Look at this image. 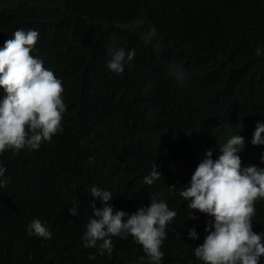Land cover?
<instances>
[{
  "label": "trees",
  "instance_id": "1",
  "mask_svg": "<svg viewBox=\"0 0 264 264\" xmlns=\"http://www.w3.org/2000/svg\"><path fill=\"white\" fill-rule=\"evenodd\" d=\"M19 28L39 30L37 54L63 81L67 111L64 131L38 150L0 155L10 178L0 188V264H137L146 254L131 236H114L111 256L83 247L92 186L129 213L159 194L177 212L162 264H202L194 247L209 217L191 219L179 191L206 151L218 158V144L236 133L242 165L264 167V145L251 143L264 121V0H0V47ZM117 47L135 49L120 75L107 68ZM154 163L162 177L147 185ZM255 207L253 230L262 232L264 199ZM34 218L51 239L29 235Z\"/></svg>",
  "mask_w": 264,
  "mask_h": 264
},
{
  "label": "clouds",
  "instance_id": "2",
  "mask_svg": "<svg viewBox=\"0 0 264 264\" xmlns=\"http://www.w3.org/2000/svg\"><path fill=\"white\" fill-rule=\"evenodd\" d=\"M39 37L37 29L19 28L0 47V89L4 93L0 96V155L7 150H38L64 131L65 88L54 70L46 67L44 58L37 54L35 45ZM109 55L107 68L120 75L125 64L134 59L135 49L117 47ZM169 71L181 82L186 78L183 66L172 63ZM251 143L264 145V121L257 123ZM244 147V137L236 133L218 144V158H213L212 149L207 150L190 183L180 188L179 195L193 210L190 218H196V211L209 217L203 242L194 247V255L202 264H260L264 257V231L253 230L255 203L264 199V167L243 166L240 153ZM94 159L90 158V162ZM260 160L264 163V154ZM6 172L7 168L0 162V188L10 182ZM161 177L154 163L144 182L152 185ZM90 196L92 215L81 236L84 248H98L101 255L111 256L115 247L112 238L131 236L146 254L137 258V264H145V260L162 264L168 226L177 216L165 199L150 194L148 205L129 213L114 210L110 203L111 190L92 186ZM97 201L101 207H97ZM68 211L78 216V204L74 203ZM28 232L44 239L53 237L47 222L40 218L29 223ZM188 234L193 240L199 239L195 227Z\"/></svg>",
  "mask_w": 264,
  "mask_h": 264
}]
</instances>
